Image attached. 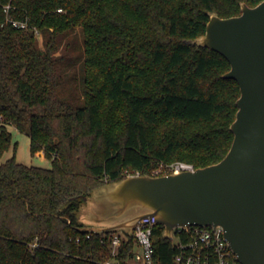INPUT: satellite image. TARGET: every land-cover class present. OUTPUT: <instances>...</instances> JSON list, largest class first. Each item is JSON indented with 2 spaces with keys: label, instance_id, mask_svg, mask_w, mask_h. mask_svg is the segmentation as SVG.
<instances>
[{
  "label": "trees",
  "instance_id": "1",
  "mask_svg": "<svg viewBox=\"0 0 264 264\" xmlns=\"http://www.w3.org/2000/svg\"><path fill=\"white\" fill-rule=\"evenodd\" d=\"M262 1L0 0V157L13 126L52 160L0 165V264H105L115 233L80 230L81 203L70 199L227 156L241 88L225 77L228 59L194 41L211 14ZM164 231L154 235L160 264H176ZM133 249L129 237L120 264Z\"/></svg>",
  "mask_w": 264,
  "mask_h": 264
},
{
  "label": "water",
  "instance_id": "2",
  "mask_svg": "<svg viewBox=\"0 0 264 264\" xmlns=\"http://www.w3.org/2000/svg\"><path fill=\"white\" fill-rule=\"evenodd\" d=\"M194 43L224 55L232 66L225 77L241 88L227 156L195 171L129 176L69 203H81L82 231L132 235L147 217L165 227L168 239L177 227H222L242 264H264V1L242 4L239 16L211 14ZM85 204L93 217L81 216Z\"/></svg>",
  "mask_w": 264,
  "mask_h": 264
},
{
  "label": "built area",
  "instance_id": "3",
  "mask_svg": "<svg viewBox=\"0 0 264 264\" xmlns=\"http://www.w3.org/2000/svg\"><path fill=\"white\" fill-rule=\"evenodd\" d=\"M13 24L19 28H28L26 22L13 21ZM195 170L192 164L186 162H176L168 167L171 174ZM159 225L155 217H147L137 225L132 235L124 232L115 233L110 239L113 259L105 264H120L118 260L120 250L129 237L134 240L129 264H160L154 245V235ZM88 237L90 238V235ZM170 240L178 249L176 264H242L226 239L222 227H177L173 230Z\"/></svg>",
  "mask_w": 264,
  "mask_h": 264
},
{
  "label": "rangeland",
  "instance_id": "4",
  "mask_svg": "<svg viewBox=\"0 0 264 264\" xmlns=\"http://www.w3.org/2000/svg\"><path fill=\"white\" fill-rule=\"evenodd\" d=\"M40 41H42L41 37H40ZM9 129L13 134L12 146L10 150H8L2 157H0V165L16 155V160L19 163L29 166L51 168L52 160L49 157L40 153L37 154L32 153L31 138L28 132L27 133L20 132L13 126H10ZM164 171L169 172L168 169H164ZM91 208L92 207L89 204L83 205L82 209L80 210L81 216L83 218L85 217L89 218V216L93 217Z\"/></svg>",
  "mask_w": 264,
  "mask_h": 264
}]
</instances>
